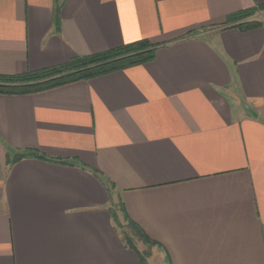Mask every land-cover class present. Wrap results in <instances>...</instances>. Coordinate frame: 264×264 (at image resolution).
I'll use <instances>...</instances> for the list:
<instances>
[{"label":"crops","instance_id":"1","mask_svg":"<svg viewBox=\"0 0 264 264\" xmlns=\"http://www.w3.org/2000/svg\"><path fill=\"white\" fill-rule=\"evenodd\" d=\"M260 4L64 0L57 26L55 0H0V74L159 45L144 64L0 94V264H151L130 222L161 264H264V25L224 26Z\"/></svg>","mask_w":264,"mask_h":264},{"label":"trees","instance_id":"2","mask_svg":"<svg viewBox=\"0 0 264 264\" xmlns=\"http://www.w3.org/2000/svg\"><path fill=\"white\" fill-rule=\"evenodd\" d=\"M63 2L64 0H55V24L57 26L58 14ZM258 11H264V4L228 16L224 26H237L246 30L263 26L264 20L242 21ZM158 46L157 43L142 39L93 55L74 57L66 63L47 68L29 70L22 74H0V94L24 95L38 93L79 80H87L127 67L144 64L154 59ZM34 155H36L34 151L23 153L14 151L11 160L16 162ZM129 224L136 234L147 241L134 223L130 222ZM130 242L132 241L130 240ZM141 264H148L144 256H141Z\"/></svg>","mask_w":264,"mask_h":264},{"label":"rangeland","instance_id":"3","mask_svg":"<svg viewBox=\"0 0 264 264\" xmlns=\"http://www.w3.org/2000/svg\"><path fill=\"white\" fill-rule=\"evenodd\" d=\"M264 20V11H258L254 15L249 16L242 21L244 22H251V21H263ZM121 231L129 237L133 241L134 244H137V246L141 249L143 253H145V256L151 257V264H161L163 260L161 259L159 254H155L156 256H153L154 252L153 249H151L150 245L144 243L138 234H136L135 230L132 229L130 224L128 223H121Z\"/></svg>","mask_w":264,"mask_h":264}]
</instances>
